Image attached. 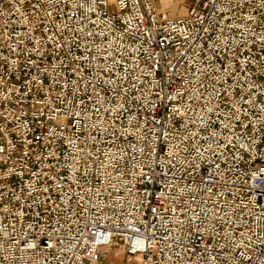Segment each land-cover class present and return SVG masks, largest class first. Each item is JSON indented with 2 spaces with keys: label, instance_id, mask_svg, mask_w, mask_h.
I'll use <instances>...</instances> for the list:
<instances>
[{
  "label": "built area",
  "instance_id": "obj_1",
  "mask_svg": "<svg viewBox=\"0 0 264 264\" xmlns=\"http://www.w3.org/2000/svg\"><path fill=\"white\" fill-rule=\"evenodd\" d=\"M0 0V264H264V0Z\"/></svg>",
  "mask_w": 264,
  "mask_h": 264
},
{
  "label": "rangeland",
  "instance_id": "obj_2",
  "mask_svg": "<svg viewBox=\"0 0 264 264\" xmlns=\"http://www.w3.org/2000/svg\"><path fill=\"white\" fill-rule=\"evenodd\" d=\"M196 0H158L157 8L164 10L171 17L184 16L194 6ZM102 253L89 264H138L133 257L128 259L121 250H102Z\"/></svg>",
  "mask_w": 264,
  "mask_h": 264
}]
</instances>
